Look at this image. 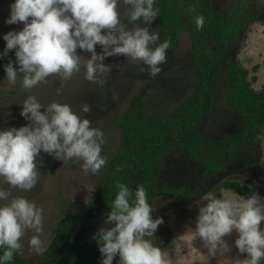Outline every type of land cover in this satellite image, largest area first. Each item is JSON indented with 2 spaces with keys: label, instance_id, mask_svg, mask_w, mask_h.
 Masks as SVG:
<instances>
[{
  "label": "clouds",
  "instance_id": "obj_1",
  "mask_svg": "<svg viewBox=\"0 0 264 264\" xmlns=\"http://www.w3.org/2000/svg\"><path fill=\"white\" fill-rule=\"evenodd\" d=\"M154 3L155 0H15L5 22L9 25L23 23L24 27L20 31H10L3 37L6 48L2 55L6 56L15 49L16 57L14 62L10 60L4 66L7 81L15 85L19 76L22 89L30 91L50 75H59L66 81L83 68L87 80L103 85L106 81L100 77L111 70V66L104 61L112 56H124L132 62L147 65V68L141 67L140 70L156 76L161 72L160 65L167 62L169 43H159V32L148 27L158 17ZM121 8L124 9L123 13ZM122 16L128 23L122 22ZM141 21L145 26H141ZM251 22L261 23L264 34V20L253 18ZM195 23L198 30L203 29L204 16L195 17ZM98 44L102 47L101 53L96 50ZM77 49L91 53L90 58L81 55ZM189 61L192 66H188L185 75L191 78L193 69L196 70V79H199L197 86L184 89L178 98L171 96L162 113L155 112L162 115L160 117L172 119L193 99L203 98L205 92L200 90L214 91L222 73L214 82L201 81L200 70L191 55ZM14 64H18L19 68ZM215 95L220 98L224 96L225 99L221 100L227 103L226 91L214 92ZM176 107L177 111L165 115L166 110ZM42 108L45 110L41 111ZM81 111L89 113L91 108L85 103ZM21 115L29 124L0 131V177L11 188L31 191L36 187L39 166L43 163L37 160L41 151L64 162L73 158L82 161L81 167L85 173L96 174L105 165L106 157L101 155L103 131L92 127L91 120L82 119L70 105L54 101L45 106L35 96L28 95L23 101ZM241 119L239 131L245 127L242 116ZM229 137L210 138L218 145V140ZM260 141L261 149L263 141ZM235 150L233 145L222 154L221 173L224 172V163L229 164L225 154L230 151L234 153ZM187 155L191 159L190 165L195 166V172L200 165L204 175L210 174L200 160L193 159L188 152ZM160 175L158 184L162 183ZM180 187L186 188L187 192L178 196L171 194L177 200L182 196L197 195L193 187ZM116 188L117 195L105 220V224L114 226L100 227L94 236L99 243L102 264H113L117 255L119 264H171L170 260L165 259L162 249L148 239L154 237L158 226L164 221L162 217L153 219V208L148 202L146 189L138 186L133 192L127 184L119 181ZM161 194L164 193L157 195ZM10 196L9 190L0 188V201H7L0 205V248L4 249L0 264L12 261L15 253L23 251L21 240L27 230L35 233L29 240V247L38 254L45 251L40 238L43 210L24 196L9 199ZM201 199L205 203L199 207L195 235L203 241L208 253L213 257L217 253H230L232 249L224 238L235 231L238 233L235 246L240 254L246 256L243 259L237 256L234 264H261L264 260V228L261 227L264 222V198L258 193L247 198H217L212 192H207Z\"/></svg>",
  "mask_w": 264,
  "mask_h": 264
},
{
  "label": "rangeland",
  "instance_id": "obj_2",
  "mask_svg": "<svg viewBox=\"0 0 264 264\" xmlns=\"http://www.w3.org/2000/svg\"><path fill=\"white\" fill-rule=\"evenodd\" d=\"M158 1L160 0H155V3ZM14 2L15 0H0V131L12 127L20 128L29 124V121L21 115V111L23 101L28 95H33L45 106L54 101L70 105L82 119H90L92 127L103 131L105 138L102 144L103 149L116 148L123 141L122 131L118 129L119 118L130 99L141 93L144 84L149 82L151 85L145 96V113L162 116L155 112L162 113V109L167 107L171 96L178 98L179 93H183L184 89H194L199 82V79H196L197 71L193 67L191 78L185 75L188 66H192L189 61L191 38L189 28L186 27L181 30L174 47L168 48L167 62L160 65L161 72L156 76L150 75L148 71L140 70L141 67L147 68V65L132 62L124 56H112L106 57L104 61L105 64L111 66V70L100 77L106 81L103 85L87 80L85 70L81 68V71L75 73L69 80L64 81L59 75H50L30 91H25L21 86V77L18 76L15 85L10 84L6 79L4 66L10 60L15 61V49L10 50L6 56L2 55L6 48L4 35L10 31H20L24 27L23 23L9 25L5 22L10 16V6ZM214 2L222 7L224 4L227 6L231 0H214ZM157 8L159 7L157 6ZM123 11L124 9L121 8L122 13ZM157 20L158 17L148 27L150 30L159 32V36H161ZM260 20H264V17H261ZM122 22L128 23L123 16ZM141 26H145L142 21ZM261 30V23H249L235 46L226 50V55L223 56L224 72L222 71L223 73L219 77L214 89L215 93L226 91L227 75L224 69L228 61L236 63L240 69L250 71L247 80H251L254 74L258 75L259 79L253 83L252 88H262L264 83V34ZM96 50L101 53L102 47L98 44ZM77 51L89 58L91 56V53L83 52L80 49ZM257 63H260L261 67L255 72L252 67ZM14 67L18 69L19 65L14 64ZM221 98L223 100V97ZM221 98L215 95L212 111L208 117L204 118L201 126L202 133L214 139L232 136L242 127L241 116ZM85 103L91 108L89 113L81 111ZM44 110L41 109V111ZM175 111H177V107L170 108L166 110L165 115ZM262 141L260 154L250 153V158L254 163L250 164L245 158L240 160L238 147L234 153L231 151L226 153L225 156L228 158L229 164L224 163V172L219 175H204L200 165L195 172V166L190 165L191 159L183 148L172 147L164 150L161 155L164 168L161 169L160 181L172 187H193L194 194H197L194 197L182 196L177 200L169 192H163L164 194L157 195L151 202L153 219L162 217L164 222L158 226L154 237L148 239L162 249L165 259L170 260L171 264H187L186 259L190 260L191 264H198V262H203L204 258L211 259L216 264H234L237 256L241 259L245 258L246 254H240L235 246V240L238 237V233L235 231L224 238L232 251L225 255L217 253L215 257L211 256L207 248L204 247L203 241L195 237L196 218L199 207L205 203L201 198L207 192H212L217 198L243 197L232 189L224 188L225 181L247 183L251 191L253 189V192L247 197L258 193L261 198H264V169L259 167L261 160H264V136ZM37 160L43 161V163L39 166V180L35 188L31 191L11 188L3 177H0V188L11 192L9 199L24 196L43 210V231L40 238L46 248L55 235L57 225L62 217L61 209L69 207L74 212L77 208L87 204L95 193L99 172L96 174L85 173L81 167L82 161L73 158L64 162L43 151ZM61 199L65 202L63 207ZM6 202L0 201V205ZM184 220L190 223L194 239L182 241L184 233L178 234L180 239H177V236L173 237L176 230L182 231L181 225ZM103 222L104 226L109 228V225L105 224V221ZM261 227L264 228V222ZM34 234L32 230H27L21 240L23 251L18 253L26 260L35 259L41 255L29 247V240ZM178 257L186 259H177ZM263 263L264 260L261 261V264ZM113 264H119L118 255L114 258Z\"/></svg>",
  "mask_w": 264,
  "mask_h": 264
},
{
  "label": "trees",
  "instance_id": "obj_3",
  "mask_svg": "<svg viewBox=\"0 0 264 264\" xmlns=\"http://www.w3.org/2000/svg\"><path fill=\"white\" fill-rule=\"evenodd\" d=\"M158 9L157 27L160 29V43L167 41L169 48L174 45L176 37L184 27L191 34V59L200 70V80L214 82L220 73V61L206 54V48L200 46L203 41H214L226 44L227 37H233L231 24L222 26V18L210 14L208 5L199 0H160L154 3ZM194 9V11H193ZM203 15V29L198 30L195 17ZM219 56V52L216 53ZM246 70L232 63H227V103L242 116L245 127L229 139L214 140L201 132V125L209 115L213 105V90H204L202 99H193L172 119L158 115H146L145 96L150 83L138 95L132 97L120 116L118 129L122 131V144L116 148H102L101 155L106 157L105 166L99 171L92 199L74 212L69 207L61 209L62 217L45 251L35 259H24L15 253L13 260L5 264H30L32 262L54 259L51 264H102L99 243L94 236L100 227H105L107 214L111 211L118 189L116 182L125 183L134 192L138 186L146 189L147 199L159 193L169 192L174 196L187 192L184 187H170L158 184L162 169L161 155L165 149L180 147L185 149L193 159L200 160L209 170L222 167V154L235 142L246 137V133L264 124L258 117L260 109L251 97L243 80ZM105 141V138H104ZM225 159L226 156H225ZM136 166V168H135ZM224 187L233 189L243 197H247L251 188L236 181L224 182ZM62 207L65 205L60 200ZM100 219V222L96 220ZM114 225H109L113 227ZM106 228V227H105ZM4 249L0 248V256ZM264 264V263H263Z\"/></svg>",
  "mask_w": 264,
  "mask_h": 264
},
{
  "label": "flooded vegetation",
  "instance_id": "obj_4",
  "mask_svg": "<svg viewBox=\"0 0 264 264\" xmlns=\"http://www.w3.org/2000/svg\"><path fill=\"white\" fill-rule=\"evenodd\" d=\"M199 1H202L208 5V10L210 14H212L213 16L219 14V16L222 18V23H221L222 26H227L231 24L230 28L233 27L232 29L234 31V36L227 37L228 42L226 44L218 45L214 41H207V40L203 41L202 43H199L200 46H203L206 48L205 52L207 55H209L211 58L213 56L215 61L217 60L220 61V73H223L224 72L223 62H224V57L226 55V50H229L230 49L229 47L235 46V44L239 41L240 35L243 34V31L246 29L249 23H251L253 18L260 19L261 17H264L262 16L264 13V1L262 0H231V2L227 6H225L224 4L222 7L218 6L214 2V0H199ZM178 36L175 39L174 45L177 43L179 39ZM190 38H191V34H190ZM191 42H190L189 53L191 52ZM174 45L172 47H174ZM217 52H219V56L216 55ZM228 62H231V61H228ZM260 67L261 65H258L257 63L256 65L252 67V70L257 72ZM224 70H225V74H227V64ZM240 70L243 71L244 69H240ZM246 71L247 73L244 74L243 80L246 84L247 90L250 93L251 97L258 104V107L260 109V113L258 117H261L264 119V91H263L264 83L262 85V88L260 89L252 88L253 83L257 82L259 77L258 75L254 74L251 77V80H247V76L249 75L250 71L248 70ZM223 99H225L224 96H223ZM263 136H264V124H262L260 127H257V129L253 128L250 132L248 131L246 133L245 138L241 139L238 142H235L234 147L239 148L240 160L245 158L250 164L254 163L253 160H251L250 158V153L257 154V155L260 154L262 150L259 148V144H261L260 139H262ZM259 167L261 169H264V160H261ZM208 172L210 173L209 175L221 174L220 170H217V171L208 170ZM33 263H38V262H32L30 264H33Z\"/></svg>",
  "mask_w": 264,
  "mask_h": 264
},
{
  "label": "crops",
  "instance_id": "obj_5",
  "mask_svg": "<svg viewBox=\"0 0 264 264\" xmlns=\"http://www.w3.org/2000/svg\"><path fill=\"white\" fill-rule=\"evenodd\" d=\"M181 227H182V231L181 230H176L175 233H177V234L173 233V237L177 236V239H180V237L178 236V234L184 233L185 236L181 239L182 241L185 240V239H186V241L191 240V239H194V236L191 233L192 232V229L190 228V223L189 222H183V225H181ZM195 237H196V235H195ZM177 259L184 260L186 258L178 257ZM186 260H187L186 261L187 264H191L190 260H188V259H186ZM198 264H216V263L213 262L211 259L204 258L203 259V262H198Z\"/></svg>",
  "mask_w": 264,
  "mask_h": 264
},
{
  "label": "water",
  "instance_id": "obj_6",
  "mask_svg": "<svg viewBox=\"0 0 264 264\" xmlns=\"http://www.w3.org/2000/svg\"><path fill=\"white\" fill-rule=\"evenodd\" d=\"M54 259H49V260H46V261H41V262H38V263H33V264H51L53 262Z\"/></svg>",
  "mask_w": 264,
  "mask_h": 264
}]
</instances>
